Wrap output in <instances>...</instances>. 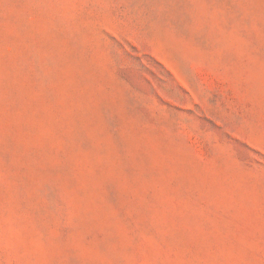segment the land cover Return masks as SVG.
<instances>
[{
  "label": "rangeland",
  "instance_id": "rangeland-1",
  "mask_svg": "<svg viewBox=\"0 0 264 264\" xmlns=\"http://www.w3.org/2000/svg\"><path fill=\"white\" fill-rule=\"evenodd\" d=\"M0 264H264V0H0Z\"/></svg>",
  "mask_w": 264,
  "mask_h": 264
}]
</instances>
